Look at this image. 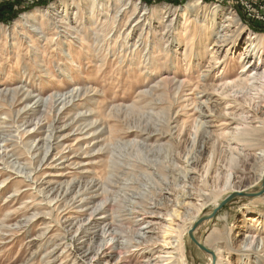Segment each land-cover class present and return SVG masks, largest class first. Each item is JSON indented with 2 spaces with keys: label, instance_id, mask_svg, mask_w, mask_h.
Returning <instances> with one entry per match:
<instances>
[{
  "label": "rangeland",
  "instance_id": "obj_1",
  "mask_svg": "<svg viewBox=\"0 0 264 264\" xmlns=\"http://www.w3.org/2000/svg\"><path fill=\"white\" fill-rule=\"evenodd\" d=\"M39 1L42 0H0V5L8 4L16 13L10 21L0 22V26L12 27L21 14L59 4V0ZM139 1L151 8L160 4L180 7L188 0ZM200 1L218 6L222 14L214 18V27L210 16L191 14L192 24L186 33L189 44L177 31L182 21L180 15L170 32L160 35L159 21L146 15L136 23L122 12L115 22L107 24L99 37L98 56L93 57L90 51L91 57L83 59L84 51L79 41L71 37L101 26L107 13L111 14L104 6H98L96 17L89 21L83 17L86 7L82 5L80 24L71 14L76 11L75 6H70L67 12L71 26L59 27L55 33L49 30L48 36H53L50 41L35 35L32 42H27L19 35V27L9 35L0 32L1 93L8 87H20L24 82L32 86L29 88L32 95L40 88L44 96L52 91L66 92L85 86L89 95L73 99L78 103V110L107 106L116 116L112 122L133 130L129 136L118 137L102 146L105 147L99 158L105 161L102 167L91 164L94 160L85 157L89 155L85 154L86 150H90L91 155L100 149L94 145L100 134L90 143L81 140L77 144L78 131L68 132L67 128L62 132L66 135L51 141L52 148L35 164L30 179H23L16 170L6 168L5 160L0 159V225L7 221L14 224L40 210L29 224H22L24 228L16 235L8 238L10 234L2 233L0 264H176L180 236L187 264L209 263L208 253L190 240L188 230L231 193L222 189L224 179L237 189L249 187L246 192L256 191L261 184L258 177L264 157V134L258 136L256 132H264V0ZM229 11L244 26L242 33L237 32V25L224 26L223 16ZM248 32L259 37L253 39L254 44L257 43L254 51L247 53ZM166 36L169 43L163 40ZM63 41L73 48L76 58L72 62L59 51ZM165 47H169L166 55ZM101 61L103 69L99 66ZM40 63L48 67V77L42 67L37 66ZM64 64L70 70L68 78L59 76L62 71L58 66ZM22 65L28 67L31 79L20 81ZM164 66L171 69L170 75L176 76L178 85L176 101L169 111L170 130L163 141L171 143L170 150L162 148L163 144L157 141L135 137L136 132L155 134L160 128L163 113L159 104L151 106L138 95L162 82ZM156 99L153 95V101L158 102ZM29 100L19 117L0 116V134L9 138L0 142V153L13 151L14 156L8 160L18 159L21 165L26 164L27 155L17 146L28 134L40 137L42 128L46 129L47 116L53 114V111H44L45 114L32 120L30 109L36 105L34 99L30 97ZM88 118L93 125L97 124L93 114ZM66 119L63 117L60 122ZM198 120L206 131L201 141L197 135ZM3 121L8 123L2 124ZM253 130L256 132L249 135L251 137L240 135ZM38 141L32 144V149ZM5 145L9 146L5 148ZM62 154L66 158L60 157ZM70 162H73L71 166H67ZM96 173H101L99 179L104 189L98 180H90ZM86 180L91 182L89 186L95 183L91 191L99 196L92 199L91 194H86L84 198L94 200L95 204L105 196L110 206L99 204L91 217L86 215L73 220L65 230L67 238L61 239L65 217L85 209L86 206L77 207L85 200L78 199L77 194L70 204L76 207L73 210L60 208L45 214L44 201L39 202L43 193L39 191L56 188L61 183L64 186L80 181L85 185ZM105 206L107 212L100 213ZM245 215H264V192L253 197H234L212 217L198 222L193 235L198 241L203 240L213 253L212 262L216 261L215 253L227 256L231 264H257L264 259L261 252L252 248L258 236L264 237V230L255 229L252 224L256 222L250 223ZM121 221L126 225H121ZM85 227L90 229L80 233ZM12 228L17 229L16 226ZM107 228V232H102ZM77 246L81 247L78 255L82 252L86 256L84 261L75 256Z\"/></svg>",
  "mask_w": 264,
  "mask_h": 264
},
{
  "label": "bare ground",
  "instance_id": "obj_2",
  "mask_svg": "<svg viewBox=\"0 0 264 264\" xmlns=\"http://www.w3.org/2000/svg\"><path fill=\"white\" fill-rule=\"evenodd\" d=\"M82 5L86 7V12L84 13L83 17L85 18L87 17L89 21L94 18L98 6H104L105 8H107L106 11L110 12L111 14L113 13L112 15L107 13V16H105L104 20L102 21L101 26L96 25L93 28H89V31L85 33L83 32L84 34L79 32L77 35L71 37L72 39H76L77 41H79V45L84 51L83 59H87L91 57V55L89 54L90 51L93 57L98 56V53H100V51L96 48V45H98L100 42L99 37L101 36L107 24L112 23L118 16V14L122 12L128 15V20L130 19L132 22H134L133 20L135 19L136 23L141 22L146 15H149L151 17L150 19H155L159 21L162 27L161 33H159L160 35L168 34V32H170L169 30L172 28L174 24L176 17L180 15L182 16V21L178 25L177 31H178V34L180 35L183 34L185 36L186 44L190 43V40L186 39V33L189 30V25L192 24V21L190 19L191 14H195L196 16L199 13H203L204 15L210 16L212 27H214V25L216 24L214 18L222 14V9H219L218 6L205 5L200 0H188L184 5L180 7H175V6H171L168 4H160L157 6H153L151 8L146 7L139 0H59V4L57 6H54V4H52L47 7L37 8L34 11L32 10L30 12L21 14L16 20H14L12 27H5L1 25L0 32L3 31L5 32V34L9 35L12 32L11 30H14L15 27H19V35L22 37V39L26 40L27 42H32V38L35 35L42 36V38L45 39L46 41H50L52 40L51 37L53 36H48L50 33L49 30H54V33H55V31H57L56 29L59 27L65 26L68 28L71 26L70 21H68L69 15L67 12V9L70 6H75L76 11L72 12L71 14L73 15L74 20L80 24L81 21L79 18L80 17L79 12L80 10H82L81 9ZM37 16L41 18V20H39ZM223 18H224L223 22L225 24L224 26H229L231 24L237 25L238 33L239 32L242 33L241 30L243 31L245 29L244 26L239 22L238 18L232 11H229L226 14H224ZM227 22L229 24H227ZM203 26L200 27V31L202 30ZM222 30L223 29H221V31ZM166 37L163 40L165 43H169L170 39ZM258 37H259L258 34L254 32H248V39L246 41L247 53L254 51V48L257 43L254 44L253 39L258 38ZM167 46H169V44ZM165 48H166L165 49V55H166L169 52V47H165ZM59 51L61 52L62 56L68 61L72 62L74 61V58H76L73 48L66 41H63L62 43H60ZM243 59H246V56L243 57ZM103 64L104 63H102L101 61L99 66H101L102 68ZM37 66L42 67L41 63L40 65H37ZM164 67H165L164 68L165 77L162 78V82L156 88H152L149 91H143L138 95V97H140L144 102L149 101L148 104L151 106L159 104V107L161 108L162 113H163L160 128L158 129V132H156L155 134H151L149 132H136L135 137L136 138L139 137V139L142 141H150V142L157 141L163 144L162 148H165V150H170L171 143L169 142L164 143L163 141L168 136V132L170 130V123H171L172 117L169 111L173 105V102L176 101L175 95L177 94L178 85H177V82L175 81L176 76L170 75L172 72L171 69L167 66H164ZM58 69L62 71L59 76H64L65 78H68L70 76V73L67 72L70 70L68 66H66V64H64L63 66H58ZM27 70H28V67L23 66V69L19 76L20 81L21 79L23 80L31 79L32 75H30ZM42 71L48 77L49 75L48 67L46 68L42 67ZM43 82H40V83H43ZM26 85L27 84L24 82V84H22L20 87H8L6 91L2 93L0 92V116L5 115V118L7 119H12V116H16V118L19 117L21 115L20 110L25 109L29 105L30 97L35 100L34 104L36 105L34 109H30L31 110L30 112L33 116L32 120L34 118L41 117L43 114H45L44 111L49 112V113L53 111V114L52 116H49V115L47 116L48 120L46 124V129L43 130L44 128H42L43 132L41 131L42 133L40 137L35 138V135L28 134L26 139L24 141H21L19 143L20 145L17 146V147H20V150L22 151L21 153H25L27 155L25 159L26 164L21 165L18 159L8 160L12 156H14L13 151H11V154L6 151H3L0 153V159L5 160L4 161V165H6L5 167L16 170L17 173H19L20 175H23L24 177L23 179H30V174L33 171H35V164L37 162L40 163L45 157L46 153L52 148L53 145L51 141H53L55 138L63 137L64 135H66L62 133L64 129L66 128L68 129V132L71 129H75L76 131H78L75 135V140L77 144L81 140H87L85 143H90V141L94 140L97 134L98 135L100 134V137L98 139L99 141L97 140L94 143V145H97V147H100V149L98 148L99 150L96 153L91 154V155H90V150L85 151V154H89L87 156L85 155V157L89 158L88 160H94L93 162H91V164H95L98 167L105 166V161H102V159H99L105 151V147L102 148V146L114 141L118 137L119 139H123L129 136L133 131L129 127L122 128V126L121 127L118 126L116 122L114 121L112 122V120H115L116 116L112 112L107 110V106H99V107H95L91 109L78 110L77 109L78 103H74L73 99L76 97L81 98L83 96L84 97L87 96L89 89H87L85 86L74 87L71 90L66 91V92L52 91L49 94H47V96H44L42 95L40 88L39 90L37 89L38 91L37 93L32 95L31 93L32 90L29 89L31 85L29 86V83L27 86ZM153 95H156L157 97L156 100L158 102L153 101ZM19 105H22V106L20 107ZM16 106L18 108H15ZM35 114L37 115L34 116ZM90 114H93L94 117H96V120H98L97 124L93 125L91 121L90 122L88 121L89 119L88 115ZM63 117H66L67 119L64 120L63 122H60V120ZM6 123L8 122H5V121L2 122V124H6ZM197 128H198L197 129L198 130V134H197L198 140L201 141L204 138V133L206 131L203 127V123L202 122L200 123L199 120H198ZM224 130L225 129H222V131ZM253 132H256V130H253L251 133H248V132L241 133L240 135L243 137H248ZM262 134H264V132H261V133L256 132V135L258 136H263ZM8 139L9 138L4 137L3 135L0 134L1 143L6 142ZM36 140H39V141L34 147V149H32V144H34ZM7 146L9 145H5V148ZM40 155H42L41 158L39 157ZM60 157L64 159L65 155L62 154ZM190 158H193V157L191 156ZM75 161L76 160L74 159L73 162ZM73 162H70L69 163L70 165H67V166H71ZM81 163L82 162H80V164ZM86 164H88V162H86ZM101 173L100 174L96 173L94 174L95 176L92 175L91 178L89 177L90 180H92L93 178L95 181L98 180L100 187H102L101 184H103L101 183L102 181L99 179V177H102ZM263 174H264V157H263V163H262V166L259 172L258 179L262 178ZM95 177L97 179H95ZM3 181L4 180H2V182ZM90 183H88L87 180L85 181V185H82L80 181L74 182L71 185L70 183H66L67 185H64V186H62V183H61L56 188L50 187L49 189H46L45 191L44 190L39 191V193H43L42 198L39 202L44 201L45 214L50 213V211L52 210H59L60 208H63L64 210L69 209V211L73 210V208H76V207L70 204L73 198L76 197L77 194H78L77 196L78 199L85 200L83 205L77 206V207L86 206L85 209L74 211L75 213L74 216H71L72 214H70L67 218L65 217V221L63 222L64 224L61 226V236H62L61 239L67 238L66 236L67 231L65 230L68 227V225L72 224L73 220L79 219L80 217L82 216L84 217L86 215L87 217H91L94 214V212L99 209L100 207L99 204L104 203L106 204V206H110V201L107 202V197L105 196H102L99 202H96L95 204H93L94 200L92 199L97 198L99 195L98 193H96V191H91L95 187V183L92 186H89ZM222 187H223L222 188L223 190H230L229 192L239 191V190L246 191V189L249 188V187H245L242 189L241 188L237 189L236 186L228 182L227 179H224ZM102 189L104 188L102 187ZM86 194H91L90 198L92 199L90 201H87V199L84 198ZM91 203L92 205L90 206ZM106 206L100 211V213L107 212L105 210ZM39 212L40 210L37 209L31 214V217L30 216L25 217V219H23L22 221L15 222L14 224L8 221L5 224H1L0 225V236L3 235L2 233L10 234L8 238L13 236L14 234L16 235L19 231H21L24 228V226L22 227V224H25V225L29 224L31 218L36 216V214H38ZM245 216H246V220L250 221V223L256 222V225L252 224V226L255 227V229L264 230V215H250V216L245 215ZM61 217H64V216H61ZM94 222H97V221H94ZM120 223L123 226L126 225L122 221ZM13 226H16L17 229H13L12 228ZM89 229H90L89 227H85L81 229L80 233H85ZM104 230L107 232L109 229L108 228L102 229V232H104ZM110 232H111L110 234H112L113 231L111 230ZM258 237L259 238L256 240L252 248H254L257 251V253L261 252L264 258V237L263 236L261 237L258 236ZM2 239L4 238L0 237V240ZM177 241L178 243L176 246H177L178 257L175 258V262L176 264H187L185 248H184L183 240L181 236L179 237V240ZM199 242L205 247V242L203 240ZM66 243L68 242L66 241ZM99 246L101 245L98 244V247ZM80 249L81 247H78V246L76 247L77 255L75 256H77L81 261H84L86 257L85 254H82L81 252L82 255L81 254L78 255L79 254L78 251ZM92 251L93 250L91 249L89 253H91ZM101 253H103V251ZM215 254H216L215 262H212L213 261L212 256L208 254V258H209L208 264H231L227 256L221 253H215ZM172 255L173 254H171L170 256ZM257 264H264V259L262 261L258 260Z\"/></svg>",
  "mask_w": 264,
  "mask_h": 264
},
{
  "label": "water",
  "instance_id": "obj_3",
  "mask_svg": "<svg viewBox=\"0 0 264 264\" xmlns=\"http://www.w3.org/2000/svg\"><path fill=\"white\" fill-rule=\"evenodd\" d=\"M264 192V174L263 177L261 178V184L258 187V189L254 192H246V191H234L231 192L229 195H227L214 209L211 210V212L208 215L203 216L202 218H200L197 222H195L192 227L188 230V237L190 238V240L202 251L210 254L212 256V259H214V255L213 253L208 250L206 247H204L193 235V230L195 229V227L197 226L198 222H200L203 219L206 218H210L212 217L215 212L221 208L226 202H228L229 200H231L234 197L237 196H245V197H253V196H259L260 194H262Z\"/></svg>",
  "mask_w": 264,
  "mask_h": 264
},
{
  "label": "trees",
  "instance_id": "obj_4",
  "mask_svg": "<svg viewBox=\"0 0 264 264\" xmlns=\"http://www.w3.org/2000/svg\"><path fill=\"white\" fill-rule=\"evenodd\" d=\"M42 1H39V2H42ZM15 16H16V13L13 11V9H11V6H9L8 4L0 5V22H8L11 19H13ZM253 30L258 31L257 28H254Z\"/></svg>",
  "mask_w": 264,
  "mask_h": 264
},
{
  "label": "built area",
  "instance_id": "obj_5",
  "mask_svg": "<svg viewBox=\"0 0 264 264\" xmlns=\"http://www.w3.org/2000/svg\"><path fill=\"white\" fill-rule=\"evenodd\" d=\"M23 1H31V2H32V1H34V0H22V2H23Z\"/></svg>",
  "mask_w": 264,
  "mask_h": 264
}]
</instances>
